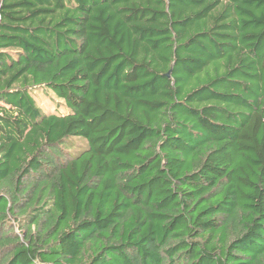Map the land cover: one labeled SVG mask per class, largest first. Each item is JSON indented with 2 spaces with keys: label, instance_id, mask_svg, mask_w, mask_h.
<instances>
[{
  "label": "trees",
  "instance_id": "trees-1",
  "mask_svg": "<svg viewBox=\"0 0 264 264\" xmlns=\"http://www.w3.org/2000/svg\"><path fill=\"white\" fill-rule=\"evenodd\" d=\"M0 264H264V0H0Z\"/></svg>",
  "mask_w": 264,
  "mask_h": 264
},
{
  "label": "rangeland",
  "instance_id": "rangeland-1",
  "mask_svg": "<svg viewBox=\"0 0 264 264\" xmlns=\"http://www.w3.org/2000/svg\"><path fill=\"white\" fill-rule=\"evenodd\" d=\"M37 94L38 105L44 110L45 113L56 112L55 106L52 103V96L41 93L40 91ZM63 112V110H60Z\"/></svg>",
  "mask_w": 264,
  "mask_h": 264
}]
</instances>
